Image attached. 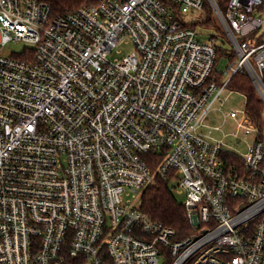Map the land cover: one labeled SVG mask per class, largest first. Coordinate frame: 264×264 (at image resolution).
<instances>
[{"label":"built area","instance_id":"1","mask_svg":"<svg viewBox=\"0 0 264 264\" xmlns=\"http://www.w3.org/2000/svg\"><path fill=\"white\" fill-rule=\"evenodd\" d=\"M236 72L264 105V0H0V264H264V130L226 114L242 155L201 132ZM158 178L184 237L141 208Z\"/></svg>","mask_w":264,"mask_h":264},{"label":"trees","instance_id":"2","mask_svg":"<svg viewBox=\"0 0 264 264\" xmlns=\"http://www.w3.org/2000/svg\"><path fill=\"white\" fill-rule=\"evenodd\" d=\"M46 1L50 6L51 15L57 16L75 11L82 6L95 4L98 0ZM206 13H209L208 9H206ZM228 86L231 90L238 91L244 95L246 112L264 130V105L247 74L236 72L232 75ZM232 157L234 161H239L235 156ZM169 183L170 181L168 179L158 178L155 183L147 186L142 194L141 208L153 219L159 220L174 228L176 236L181 238L189 233L190 227L185 210L176 199Z\"/></svg>","mask_w":264,"mask_h":264},{"label":"rangeland","instance_id":"3","mask_svg":"<svg viewBox=\"0 0 264 264\" xmlns=\"http://www.w3.org/2000/svg\"><path fill=\"white\" fill-rule=\"evenodd\" d=\"M196 31L198 32L199 39H207L210 35H215L216 29L214 26H197ZM217 34V33H216ZM217 39L221 41L222 36L218 35ZM24 46L22 41H10L2 48V54H10L11 51H20ZM224 49L227 51L225 56H222L218 61V68L224 71L229 65L230 60L235 59V56L230 58L232 55V50L229 47L227 41L224 40ZM121 49V53H116V49ZM131 50L130 45H124L123 43L118 44L110 57L120 56ZM245 105V98L242 93L238 91H232L230 89H225L221 95V99L216 101L210 108L207 127H202L201 132L206 136L208 140L210 139H222L226 145L231 144L235 150H237L241 155L247 151V144L251 142L253 135H243L237 128L236 121L231 118H227L226 114L231 110H236L240 112ZM239 118V116H238ZM218 126V129L214 127ZM234 133L238 135L234 136ZM224 135V137H223ZM239 140V141H238ZM238 141V143H236ZM170 188L175 194L176 199L181 203L184 199L183 194L175 192L176 181L171 179L169 183Z\"/></svg>","mask_w":264,"mask_h":264}]
</instances>
